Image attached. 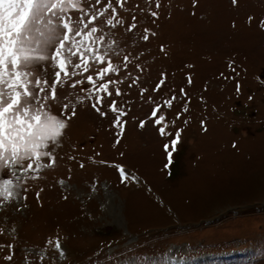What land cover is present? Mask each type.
I'll list each match as a JSON object with an SVG mask.
<instances>
[{
	"label": "rangeland",
	"instance_id": "obj_1",
	"mask_svg": "<svg viewBox=\"0 0 264 264\" xmlns=\"http://www.w3.org/2000/svg\"><path fill=\"white\" fill-rule=\"evenodd\" d=\"M68 20L86 64L41 94L67 127L0 198V264H264V0H81L47 54Z\"/></svg>",
	"mask_w": 264,
	"mask_h": 264
},
{
	"label": "snow or ice",
	"instance_id": "obj_2",
	"mask_svg": "<svg viewBox=\"0 0 264 264\" xmlns=\"http://www.w3.org/2000/svg\"><path fill=\"white\" fill-rule=\"evenodd\" d=\"M80 4L81 0H0V198L8 199L15 195L11 177L19 169L28 170L33 167V163L25 165L24 161L35 162L37 169L44 166L39 163L41 158L51 153L43 149L48 147L49 142L56 143L67 127V120L53 113L50 107L44 110L40 99L41 94L45 100L59 98L62 72L69 75V65L80 66L70 57L86 64L78 54V49L74 51L66 44V41L71 40L70 34L78 35L80 32L70 20L61 21L65 34L53 45L52 53L47 54L50 41L41 39L44 32L37 24L44 19L45 13L56 15L57 9H75ZM107 23L112 24V20ZM95 31V28L91 30ZM41 61L51 65V74L41 75ZM105 71L114 69L109 65ZM87 79L92 81L93 77L88 76ZM102 87L107 89V85ZM93 108L100 110L96 105ZM70 111L73 116L76 114L74 108ZM153 115L156 113L153 112ZM163 119L161 116L156 123L159 124ZM160 132L163 135L164 128ZM178 139L177 133L172 143L175 144ZM120 171L123 175V168ZM56 247H60L59 243Z\"/></svg>",
	"mask_w": 264,
	"mask_h": 264
}]
</instances>
